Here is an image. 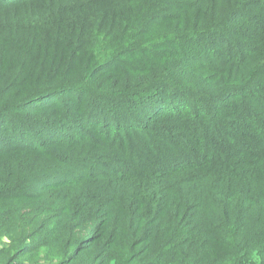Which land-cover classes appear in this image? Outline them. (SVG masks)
<instances>
[{
  "label": "trees",
  "instance_id": "obj_1",
  "mask_svg": "<svg viewBox=\"0 0 264 264\" xmlns=\"http://www.w3.org/2000/svg\"><path fill=\"white\" fill-rule=\"evenodd\" d=\"M70 2L0 19V264H264V0Z\"/></svg>",
  "mask_w": 264,
  "mask_h": 264
},
{
  "label": "rangeland",
  "instance_id": "obj_2",
  "mask_svg": "<svg viewBox=\"0 0 264 264\" xmlns=\"http://www.w3.org/2000/svg\"><path fill=\"white\" fill-rule=\"evenodd\" d=\"M44 8L43 9H47L48 13H52L55 10H71V7H74L75 2H70V0H61L59 1H55L52 0L51 2H47L44 3ZM43 5H35V6H28V8H22V9H18L15 10L14 8H12L9 12H7L6 14H3L2 12H0V19H12L17 17L19 14L21 13H27L28 10L31 11L30 9L33 8H37V7H42Z\"/></svg>",
  "mask_w": 264,
  "mask_h": 264
}]
</instances>
